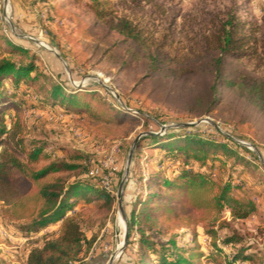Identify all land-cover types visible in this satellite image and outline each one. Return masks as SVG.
<instances>
[{"label": "trees", "instance_id": "obj_1", "mask_svg": "<svg viewBox=\"0 0 264 264\" xmlns=\"http://www.w3.org/2000/svg\"><path fill=\"white\" fill-rule=\"evenodd\" d=\"M85 4L97 24L122 38L110 41L81 23L67 35L68 49H62L69 62L76 58L125 76L132 83L131 92L145 102L177 99L187 115L222 118L234 126L242 139L261 148L264 127L241 109L237 100L247 102L264 116V25L241 17L236 5L220 12L200 10L187 16L178 28L175 20L164 19L163 7L153 0H87ZM7 42L11 54L31 60L23 63L0 57V216L10 222L25 221L23 226L28 229L60 222L52 237L46 236L40 245L29 248L25 264L81 263L91 250L92 239L83 229L81 211L74 210L76 204L98 196L112 206L115 197L89 177L65 176L80 165L47 151L45 142L28 139L31 125L25 96L42 79L38 90L44 92L34 93L36 99L31 104L91 108L107 119L134 127L141 123L140 117L129 113L126 103L114 98L110 102L103 93L63 86L38 67L39 55L31 54L24 44ZM53 74L62 78L59 73ZM103 92L110 94L105 87ZM144 136L150 141L142 143L144 138H140L138 147L144 144L160 148L162 157L180 161L181 167L174 177L157 179V190L149 193L145 201L144 196H137L127 211L130 235L126 251L134 232L138 235L137 248L133 258L128 255L130 261L123 259L121 264H201L197 259L203 255L201 251L179 246L175 240L158 243L154 240L156 233L149 230L187 228L192 230L195 241L197 227L207 226L226 204L243 205L230 195L231 178L222 182L214 177L215 162L226 166L232 160L233 169L239 163L257 168L252 160L260 162L259 156L223 132L218 137L206 135L192 125ZM241 149L251 153L253 159H248ZM195 162L200 163V169L193 167ZM208 162L210 170L203 171ZM135 203L142 207L138 209ZM234 241L231 237L225 243L232 245ZM249 248L235 251L231 258L225 253L227 264H235L238 258L264 264V255L254 262L253 255L247 253Z\"/></svg>", "mask_w": 264, "mask_h": 264}, {"label": "rangeland", "instance_id": "obj_2", "mask_svg": "<svg viewBox=\"0 0 264 264\" xmlns=\"http://www.w3.org/2000/svg\"><path fill=\"white\" fill-rule=\"evenodd\" d=\"M86 1L0 0V57L13 58L14 61L23 63L29 62L30 57L10 53L7 39L16 44H24L31 54L40 56L38 67L63 86L103 93L110 102H113L114 98L123 104L126 103L127 111L140 117L141 123L134 127L127 122L119 123L107 119L91 108L81 106L68 109L61 103L52 106L38 105L37 102L31 104L36 99L34 93L42 95L44 92L38 90L42 79L36 83L29 95H24L28 101L26 116L31 125L28 139L45 142L47 151H55L67 161L80 165L76 171L64 174L70 179L78 176L89 177L104 189L106 182L110 183V191L115 197L112 206H108L103 199H98V196H93L96 198L92 201L81 199L74 209L81 211L83 229L86 236L92 239L91 250L80 264H107L124 241L125 227L118 226L120 218L118 191L125 174L129 151L139 135L143 134L140 136L143 139L148 132L164 134L170 128L177 127L178 123L193 122L195 124L192 126L196 127L199 133L218 137L219 132H223L246 145L258 156L259 154L250 145H255L254 143L242 139L234 126L227 124L222 118L213 115L201 117L187 115L180 109V102L177 99L167 102L155 100L145 102L143 98L131 92L132 83L125 76L108 73L92 62L76 58H70L69 62L62 55V49H68L67 35L78 29L81 23L92 27L96 33L110 41L122 38L118 33L95 22V15L90 12ZM153 2L163 7L166 13L164 19L175 20L178 28L183 26L187 16L195 15L200 10L220 12L234 5L238 7V14L241 17L264 25V0H153ZM56 9L58 13L55 12ZM70 13L76 16L72 17ZM41 43L48 44L52 50L61 54L67 64ZM52 72L59 73L62 78H57ZM5 83L9 86L10 80L7 79ZM25 87L21 88V95ZM104 87L110 94L103 92ZM237 104L245 112L252 114L264 127L263 115L257 113L243 100H237ZM144 139L142 143L150 141ZM260 145L261 148H257L264 159V142ZM159 149L144 144L140 147L136 145L137 156L133 157L130 175L124 187L123 202L126 211L131 210L137 196H144L142 201H145L149 193L157 190L155 182L157 179L174 177L179 172L181 162L162 157ZM241 152L248 159H253V155L245 149H241ZM259 159L260 162L252 160L253 164H258L257 168L239 163L233 169L230 165L232 160H229L226 166L220 165L219 161L214 164V177L222 182L231 178L233 187L230 195L240 200L243 205L226 204L224 210L207 226L197 227L195 241L190 229H173L165 232L157 227L149 230V233H156L154 240L158 243L175 240L179 246H189L201 251L203 255L197 257L201 264H227L229 258L225 253L231 258L235 251L245 247H250L247 253L253 255L254 262H258L264 255V161L260 157ZM210 163L208 162L202 170H210ZM193 167L201 168L199 162L193 163ZM93 170L95 172L92 174ZM135 205L138 209L142 207L138 203ZM25 223L10 222L0 216V264H25L29 248L40 245L46 236L52 237L60 224L57 222L39 229H28L23 226ZM137 237V233L134 232L129 249L126 251L127 244L124 251L116 256L113 264H121L123 259L125 262L130 261L128 255L133 258L137 248ZM231 237L235 238L234 244H226L225 240ZM218 248L222 249V252ZM252 262V260L243 262L238 258L235 264Z\"/></svg>", "mask_w": 264, "mask_h": 264}, {"label": "water", "instance_id": "obj_3", "mask_svg": "<svg viewBox=\"0 0 264 264\" xmlns=\"http://www.w3.org/2000/svg\"><path fill=\"white\" fill-rule=\"evenodd\" d=\"M36 41H39V40L36 39ZM49 50L52 51V52H54L62 61H64L66 63L65 59L63 58V56L61 54H59L58 52H56V51H54L52 49H49ZM67 68L69 70V66L68 65H67ZM206 120H208V118H206ZM193 124H195V123H193V122H186V123H178L177 126L193 125ZM148 133H153V132H148ZM148 133H145V134H148ZM141 135H143V134H141ZM141 135H139L134 140L133 145H132V147H131V149L129 151L128 159H127V165H126V169H125V174H124V177H123V179L121 181L120 188H119V191H118L119 212H120V215L122 216V218H123V220L125 222V235H124L123 245H122L121 248L118 249V251H117L116 254H114V255L111 256V258L109 259V261H108L107 264H113L116 256L118 254L122 253L124 251V249L126 248L127 244H128L130 232H129V225H128V214H127V211L125 209L124 202H123V194H124V187L126 185V181L128 180V177L130 175L131 164H132V161H133L134 151H135V148H136V145H137V141H138V139L140 138ZM250 145L252 147H254V149L259 154V157L261 158V160L264 161V159L262 158V154H261L260 150L257 148V146H255L253 144H250Z\"/></svg>", "mask_w": 264, "mask_h": 264}, {"label": "bare ground", "instance_id": "obj_4", "mask_svg": "<svg viewBox=\"0 0 264 264\" xmlns=\"http://www.w3.org/2000/svg\"><path fill=\"white\" fill-rule=\"evenodd\" d=\"M42 45L44 44L45 46H46V48L49 50V49H51L50 47H49V45L48 44H46V43H41ZM43 45V46H44ZM44 46V47H45ZM118 226L120 227V228H124L125 227V222H124V220H123V218H122V216L120 215V218H119V221H118ZM122 245V241H120L119 242V246H121Z\"/></svg>", "mask_w": 264, "mask_h": 264}, {"label": "built area", "instance_id": "obj_5", "mask_svg": "<svg viewBox=\"0 0 264 264\" xmlns=\"http://www.w3.org/2000/svg\"><path fill=\"white\" fill-rule=\"evenodd\" d=\"M95 171L93 170V171H91V173L93 174ZM106 186V189H108V190H110V183L109 182H106V184H105ZM68 264H80L79 262H75V261H71V262H69Z\"/></svg>", "mask_w": 264, "mask_h": 264}, {"label": "crops", "instance_id": "obj_6", "mask_svg": "<svg viewBox=\"0 0 264 264\" xmlns=\"http://www.w3.org/2000/svg\"><path fill=\"white\" fill-rule=\"evenodd\" d=\"M29 251V250H28ZM27 255H28V252H27ZM27 255H26V258H27Z\"/></svg>", "mask_w": 264, "mask_h": 264}]
</instances>
